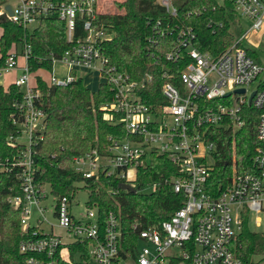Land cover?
I'll return each instance as SVG.
<instances>
[{"label":"built area","instance_id":"built-area-1","mask_svg":"<svg viewBox=\"0 0 264 264\" xmlns=\"http://www.w3.org/2000/svg\"><path fill=\"white\" fill-rule=\"evenodd\" d=\"M12 1L15 3L3 6V13L13 23L29 30L38 26L42 18L57 14L66 24L67 40L71 44L61 57H51V70L31 69V45H26L24 50L14 46L5 65L0 66V89L18 90L10 115L15 131L7 143L20 150L14 159L0 154V173L18 169L22 194L10 197L8 202L21 210L22 229L32 231L34 237L20 247L21 253L28 256L26 264H243L237 255V237L245 216L251 220L256 215L257 227L264 224L259 217L264 215V66L262 60L249 53V50L258 53L264 36V0H224L233 7L239 34L218 55L199 50L197 34L186 24L149 20L147 24L156 34L148 39L149 43H156L155 36L176 37L178 44L165 59L176 64L183 58L187 63L178 75L174 70L162 72L163 101L153 104H148L142 96L153 76H147L140 84L103 53L102 44L111 36L95 27L93 3ZM156 3L171 18L178 17L172 0ZM8 5L12 16L6 11ZM79 17L84 20L86 35L74 42ZM215 25L211 22L208 27L215 30ZM57 63L65 67V79L55 76ZM8 72L19 74L10 86H5L1 78ZM82 72L98 74L100 86L109 87L113 96L111 102L102 106L105 119L121 124L126 135L122 139L110 137L105 146L96 141L88 152L74 158L73 171L85 180L115 178L120 184L131 185L136 193H141L144 187L155 193L170 185L174 193L183 196L182 206L174 213L156 211L145 226L134 221L132 236L127 234L121 212L111 210L101 217L96 208L88 206L86 215L77 219L72 199L53 196L59 222L56 226L49 223L46 209L40 206L47 195L45 185H37L36 180L45 119L38 79L49 87L67 86L82 79ZM45 73L50 74L48 79ZM177 78L180 82H176ZM242 89L244 93L239 92ZM248 107L258 113L256 136L260 146L256 148L253 169L240 171L233 164L230 183L224 188L223 184L220 189L212 188L216 155L220 152L215 131L220 128L236 135L245 125ZM153 155L166 158L176 174L137 189L138 170L148 165ZM132 170L134 181L130 178ZM217 190L220 193L215 195ZM34 207L39 211L36 224L27 222ZM44 222L50 224V232L40 229ZM56 228L64 231L66 237L57 234Z\"/></svg>","mask_w":264,"mask_h":264},{"label":"trees","instance_id":"trees-1","mask_svg":"<svg viewBox=\"0 0 264 264\" xmlns=\"http://www.w3.org/2000/svg\"><path fill=\"white\" fill-rule=\"evenodd\" d=\"M50 1L60 3L63 0ZM156 1L122 0L112 8L96 11L94 23L96 28L103 29L111 36L102 44V51L113 65L130 74L140 84L147 76H153V82L147 83L142 93L143 100L148 104L163 101L160 94L162 72L174 70L178 75L187 64L183 58L176 64L165 59L166 54L177 46L176 37L155 36L156 43H149L148 39L156 35L147 24L149 20H161L172 25L186 24L197 34L198 49L214 55L222 53L239 34L236 14L227 1L220 5L217 0H185L177 7V18H171ZM1 2L6 3L4 0ZM211 22L216 23L215 30L208 27ZM220 23L222 27L218 26ZM83 24V18L79 17L74 42L85 37ZM0 29V66L5 65L12 46L24 50L26 45H31V69L51 70V57L59 58L71 47L67 40L66 24L59 20L57 14L42 18L38 26L30 31L13 23L3 13L0 15ZM249 53L261 62L258 53L253 50H249ZM176 82H180L178 78ZM38 84L46 121L42 132L44 141L37 158V185H50L51 193L56 198L73 199L80 190L78 184L83 183L90 194L88 206L96 208L101 217L111 210L121 212L127 234L131 236L134 221L145 226L156 211L174 213L182 206L183 196L174 193L170 185L162 186L155 193L134 194L120 191V181L115 178L85 180L76 174L72 169L75 157L88 152L96 141L105 146L110 137L122 139L126 135L121 124H112L105 119L102 110V106L111 102L112 92L105 85H101L97 92H91L82 79L67 86L49 87L39 78ZM17 97L15 87H11L9 92L0 89V154L13 159L18 156L20 148L10 147L7 139L15 131L10 115ZM257 120L258 113L248 107L245 125L236 135L220 128L215 131L220 152L216 155L212 188L220 189V184L224 188L230 183L233 164L240 171L253 169L256 148L260 146L256 136ZM17 170L0 173V264H26L28 256L21 253L20 247L34 239L32 231L24 232L22 229L21 210L13 208L8 202L10 197L22 194ZM175 174L176 169L166 158L153 155L150 163L138 170L137 189ZM109 190L116 193L112 195ZM219 193L217 190L215 195ZM250 221L248 215L245 216L237 237V255L243 264H257L255 258L259 257L264 260V233L253 232Z\"/></svg>","mask_w":264,"mask_h":264},{"label":"rangeland","instance_id":"rangeland-1","mask_svg":"<svg viewBox=\"0 0 264 264\" xmlns=\"http://www.w3.org/2000/svg\"><path fill=\"white\" fill-rule=\"evenodd\" d=\"M6 3H10V4H14L15 2L12 0H4ZM69 0H63L62 2H66ZM86 1H90L92 4V9L96 12L101 10L102 8H105V10L107 8H112L115 6V4L117 2H120L122 0H86ZM174 5L179 7L185 0H172ZM218 3L220 5H222L224 3V0H217ZM70 2H79L80 4L83 2V0H70ZM6 3H0V13L3 14V6ZM57 3V2H56ZM104 10V9H103ZM36 26H32L29 28L30 31H33L35 29ZM0 36H1V29H0ZM257 36H255L253 39V41L255 42ZM247 46L251 47V45L249 43H246ZM258 49V55L259 58L262 60L263 66H264V36L262 38V41L260 42ZM14 47L12 46L10 51H13ZM1 56V54H0ZM20 64H23V61H20ZM54 71H55V76L59 79H65L66 78V74L67 71L65 69L64 66H62L60 63H57L54 67ZM19 72H8L6 73L2 78H1V82L5 85V86H10L15 78L18 76ZM82 79L84 82V85L86 86L87 89H89L91 92H97L99 89V84H100V79L98 74H92L90 72H82ZM45 77L48 79L50 77V74L45 73ZM35 82L32 81V84H34ZM47 84V83H46ZM250 90H252V87H250ZM130 178L134 181L135 180V171H130ZM85 185L83 183L78 184V187L80 188V190L78 191V193L76 194V196L72 199L71 201V206H72V210H73V214L74 216H76L77 219L83 218L87 211H88V202H89V192L87 189H85L84 187ZM150 189L148 187H144L141 190V193H149ZM44 192L47 195V199L43 200V202L40 204L41 207L46 209L45 212V216L47 218V220L49 221L50 224L56 225L58 226V219L55 216V211H54V205H55V199L51 193V188L50 185H45L44 186ZM39 217V211L37 208H33L32 210V215L30 216V218L27 219V222L29 223V221H32V223L36 224V220ZM261 218V221L264 222V215H260L259 216ZM256 220H257V216L254 215L251 218L250 221V229L253 232L256 233H264V224L262 225V227H257L256 226ZM50 224L44 222L40 229L45 231V232H50ZM57 234L62 235L63 237H66L65 232L62 231L59 228L55 229ZM262 260V258H255V261L257 264H264V260Z\"/></svg>","mask_w":264,"mask_h":264},{"label":"water","instance_id":"water-1","mask_svg":"<svg viewBox=\"0 0 264 264\" xmlns=\"http://www.w3.org/2000/svg\"><path fill=\"white\" fill-rule=\"evenodd\" d=\"M6 11H7L9 16H12V10H11V7L9 5L6 7ZM239 92L244 93L245 90L242 89V90H239ZM254 95H255V93H253V95L251 96L250 102L253 99ZM45 121H46V118L42 120V123H45ZM119 188L122 191H128V192H131L134 194L137 192V190L129 184H120Z\"/></svg>","mask_w":264,"mask_h":264},{"label":"crops","instance_id":"crops-1","mask_svg":"<svg viewBox=\"0 0 264 264\" xmlns=\"http://www.w3.org/2000/svg\"><path fill=\"white\" fill-rule=\"evenodd\" d=\"M92 74H95V73H92ZM99 87H100V84H99Z\"/></svg>","mask_w":264,"mask_h":264}]
</instances>
